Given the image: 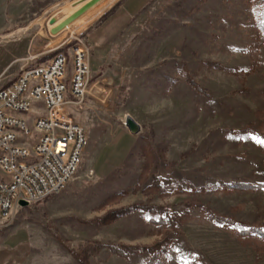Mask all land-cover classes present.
Returning <instances> with one entry per match:
<instances>
[{"label":"rangeland","instance_id":"obj_1","mask_svg":"<svg viewBox=\"0 0 264 264\" xmlns=\"http://www.w3.org/2000/svg\"><path fill=\"white\" fill-rule=\"evenodd\" d=\"M85 1L0 0V87L67 49L71 35L89 44L86 31L121 3L102 0L50 33ZM106 47L100 88L75 111L88 136L76 175L12 221L0 218V248L18 247L29 264H79L72 251L98 241L91 264H150L139 249L161 242L152 264H264V244L237 235L264 225V0H147ZM35 107L28 118L42 113ZM158 178L169 182L158 188ZM135 204L177 213L176 228L142 208L98 221Z\"/></svg>","mask_w":264,"mask_h":264},{"label":"built area","instance_id":"obj_2","mask_svg":"<svg viewBox=\"0 0 264 264\" xmlns=\"http://www.w3.org/2000/svg\"><path fill=\"white\" fill-rule=\"evenodd\" d=\"M43 64L0 87V217L12 221L22 208L63 190L76 175L75 161L88 143L75 118L77 105L100 88L91 76V48L80 32ZM41 104V114L26 113ZM37 133L32 144L24 137Z\"/></svg>","mask_w":264,"mask_h":264},{"label":"crops","instance_id":"obj_3","mask_svg":"<svg viewBox=\"0 0 264 264\" xmlns=\"http://www.w3.org/2000/svg\"><path fill=\"white\" fill-rule=\"evenodd\" d=\"M119 2L121 3L115 5V9L113 8L111 12L105 14L98 23L86 31L85 37L91 46L90 64L91 76L93 78L98 74V66L102 59L103 52L107 49L106 46L115 41L125 28L128 20L135 15L137 10H139L147 0H138L137 2L133 0H120ZM3 177H5V175L0 176V179ZM11 247L12 246H5L0 248V264H29V258L25 257L22 252L20 255L17 252L18 247L14 249Z\"/></svg>","mask_w":264,"mask_h":264},{"label":"trees","instance_id":"obj_4","mask_svg":"<svg viewBox=\"0 0 264 264\" xmlns=\"http://www.w3.org/2000/svg\"><path fill=\"white\" fill-rule=\"evenodd\" d=\"M165 181V182H169V180H164V179H157L156 180V186L161 187V181ZM169 184V183H168ZM218 184L220 185L221 182H218ZM222 188L224 190H251V189H255L258 187H262L261 184H256V185H250L248 183H223L222 184ZM190 188L188 189H181V185L178 184V191L183 192L185 191H199L198 189H196L195 187L189 186ZM221 188V187H220ZM229 190V191H230ZM144 209V210H149L151 212H159L160 214H165L167 216V219L169 221V223H171V225L173 227L176 228V222L178 220V216L177 213L170 211L169 209L162 207V206H145V205H132V206H128V207H124L118 210H111L109 211L107 214L103 215L102 217H100L98 219V221L100 222H112L115 219L126 215L127 213H130L134 210L137 209ZM215 214V213H214ZM217 216V215H216ZM237 235L240 238H256L259 239L263 244H264V225H248L246 226V228L238 230L237 231ZM108 248H110L113 252H116L119 255H127L126 253L123 252V245H115L112 243H107L105 244ZM103 245L101 243H99L98 241H88L85 248L80 252H76V251H72L74 253V256L77 260V262L79 264H91L88 260V252L91 248H100ZM127 249H130V246H125ZM163 247H164V243H156L153 245H143L139 251L142 252H147V256H148V260L150 261V264H152L154 262V260H156L155 257H157L159 255V252L162 250L163 251ZM138 249V248H137Z\"/></svg>","mask_w":264,"mask_h":264},{"label":"water","instance_id":"obj_5","mask_svg":"<svg viewBox=\"0 0 264 264\" xmlns=\"http://www.w3.org/2000/svg\"><path fill=\"white\" fill-rule=\"evenodd\" d=\"M102 0H86L82 5H80L77 9H75L71 14L67 15L57 24L53 25L49 30L50 33L56 34L61 30L65 29L69 24L75 21L77 18L82 16L88 10L93 8L96 4H98ZM53 22V21H52ZM124 124L128 128V130L132 134H138L141 131V125L130 115L126 116ZM20 204L22 207L29 205L28 201L21 200Z\"/></svg>","mask_w":264,"mask_h":264},{"label":"bare ground","instance_id":"obj_6","mask_svg":"<svg viewBox=\"0 0 264 264\" xmlns=\"http://www.w3.org/2000/svg\"><path fill=\"white\" fill-rule=\"evenodd\" d=\"M80 159H81V157H79L78 161H75V169H78ZM58 192H60V190H58Z\"/></svg>","mask_w":264,"mask_h":264}]
</instances>
